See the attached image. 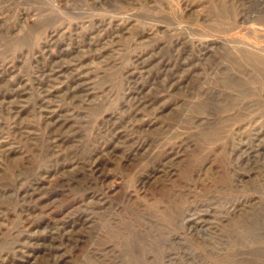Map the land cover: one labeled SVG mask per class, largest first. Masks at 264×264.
Masks as SVG:
<instances>
[{
    "label": "rangeland",
    "instance_id": "1",
    "mask_svg": "<svg viewBox=\"0 0 264 264\" xmlns=\"http://www.w3.org/2000/svg\"><path fill=\"white\" fill-rule=\"evenodd\" d=\"M0 264H264V0H0Z\"/></svg>",
    "mask_w": 264,
    "mask_h": 264
}]
</instances>
